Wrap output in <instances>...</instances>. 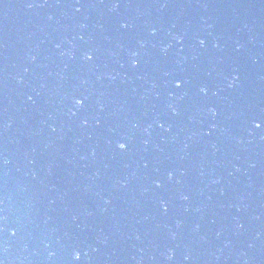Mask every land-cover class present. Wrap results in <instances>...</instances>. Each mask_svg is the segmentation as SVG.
<instances>
[{
    "label": "water",
    "instance_id": "1",
    "mask_svg": "<svg viewBox=\"0 0 264 264\" xmlns=\"http://www.w3.org/2000/svg\"><path fill=\"white\" fill-rule=\"evenodd\" d=\"M0 262L264 264V0H0Z\"/></svg>",
    "mask_w": 264,
    "mask_h": 264
},
{
    "label": "snow or ice",
    "instance_id": "2",
    "mask_svg": "<svg viewBox=\"0 0 264 264\" xmlns=\"http://www.w3.org/2000/svg\"><path fill=\"white\" fill-rule=\"evenodd\" d=\"M89 58H91V57H89ZM176 83H177V86L179 87L182 82L181 81H177ZM77 103L80 104V103H82V101L77 100ZM260 126L261 125L259 123L256 124V127L259 128ZM118 146L121 149H124L126 147V145L124 143H120ZM76 258L79 259V253L76 254ZM0 264H2V262H0Z\"/></svg>",
    "mask_w": 264,
    "mask_h": 264
}]
</instances>
